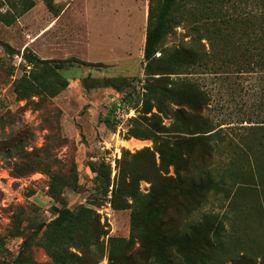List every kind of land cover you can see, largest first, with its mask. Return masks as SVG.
<instances>
[{"label":"rangeland","instance_id":"rangeland-1","mask_svg":"<svg viewBox=\"0 0 264 264\" xmlns=\"http://www.w3.org/2000/svg\"><path fill=\"white\" fill-rule=\"evenodd\" d=\"M34 1L35 5L18 15L14 23L7 25L0 20V238L6 247L1 264H13L25 238L31 241L30 253L36 261L53 264L37 243L43 230H35L62 206L49 194L54 173L78 176V188L63 190L67 206H95L107 224L108 236L128 238L130 210L113 209L110 196L98 200L96 173L89 163H110L114 177L122 148L134 152L153 146L152 140L125 139L130 118L139 112L130 110L121 99L124 93L133 91L134 103L141 107L144 11L133 0L124 3L131 5L130 13L125 9L104 11V5H97L108 0H89L84 20L76 21L71 14V18L67 15L62 23L53 24L65 0L54 2V11L44 0ZM119 1L109 3L118 5ZM22 4L23 0H0V12H15L22 9ZM188 5V17L164 38V47L184 44L203 49V44L211 52L231 55L236 51L234 60L243 64L247 57L241 54L242 48L248 46L247 53L257 58L260 51L250 38L255 33L252 21L264 14L257 0H204L200 4L192 0ZM27 50L41 59L65 61L61 73L68 79V86L54 97L43 94L19 99L14 82L32 68L24 55ZM253 61L251 58L254 65ZM226 65L225 73L195 76L211 94L205 113L222 123L223 134L229 137L226 140L237 141V130L249 124L242 123L244 119L264 117V69L257 66L254 71L238 72L235 62ZM106 79L117 81L105 86ZM115 105L120 109L113 112ZM228 161L227 154H218L214 167L222 172ZM240 163L236 160L234 165ZM149 185L141 181L142 191L148 192ZM235 188L229 197L222 191L211 193L191 219L198 220L206 213L223 217L234 255H260L256 264H264V193L259 188ZM99 264H109L107 255Z\"/></svg>","mask_w":264,"mask_h":264},{"label":"trees","instance_id":"trees-1","mask_svg":"<svg viewBox=\"0 0 264 264\" xmlns=\"http://www.w3.org/2000/svg\"><path fill=\"white\" fill-rule=\"evenodd\" d=\"M191 1H149L141 107L135 105L133 91L121 97L130 110L139 112L130 118L125 139L152 140L153 146L134 152L122 148L114 177L110 163H89L96 173L98 200L110 196L113 209L130 210L129 237L108 236L107 224L95 206H67L63 190L78 188V176L54 173L49 194L62 206L50 221L42 222L35 230H43L37 243L53 264H99L105 255L109 264H256L260 255H234L223 217L206 213L198 220L191 218L211 193L222 191L229 197L234 186L259 188L264 193V117H247L242 123L249 124L241 125L242 130L236 132L238 140H226L229 137L223 134L222 123L205 113L211 94L195 75L225 73L226 64L231 62H235L238 72L254 71L257 66L264 69V14L256 16L251 25L255 33L250 38L260 52L255 58L244 46L241 54L247 59L243 64L234 60L238 57L236 51L231 55L211 52L203 44V49L184 44L164 47V38L188 17ZM193 1L200 4L204 0ZM44 2L55 10L54 0ZM257 2L264 10V0ZM34 5V0H23L22 9L0 12V20L10 25ZM24 55L32 68L14 82L19 99L43 94L54 97L68 86V79L61 73L65 61L41 59L29 50ZM114 80L103 82L110 86ZM222 153L229 161L220 172L214 160ZM236 160L241 162L237 167ZM226 174L230 181L225 179ZM141 181L150 184L148 192L142 191ZM30 246L31 241L25 238L13 264H44L32 257ZM5 250V241L0 238V264Z\"/></svg>","mask_w":264,"mask_h":264},{"label":"crops","instance_id":"crops-1","mask_svg":"<svg viewBox=\"0 0 264 264\" xmlns=\"http://www.w3.org/2000/svg\"><path fill=\"white\" fill-rule=\"evenodd\" d=\"M125 1L126 0H120L118 5H113V4H111V2L109 3V0H108L107 2H103V3L99 2L97 7H99V4H101V5H104V6H102L104 11H109L112 9L113 11L117 12L120 9H125L128 13H130L132 7L129 4H124ZM134 1L136 3L135 5L138 6L139 9L144 11V20H143V25H142V29H143V32H142L143 33V35H142L143 36L142 37L143 50H142V52H144L149 5H148L147 0H140V1L133 0V2ZM54 2L57 3L58 0L54 1ZM88 2H89V0H65L63 6L59 7L58 13L53 20L55 23H53V24H56V22H58V24L62 23L63 18H65L67 15H68V18H71L72 17L71 14H73L74 17L77 19L76 21L84 20L85 19L84 17L86 16L87 10H88ZM139 2H140V4H139ZM94 4H95V2L93 3V6H94ZM95 7H96V4H95ZM85 21H87V20H85Z\"/></svg>","mask_w":264,"mask_h":264}]
</instances>
